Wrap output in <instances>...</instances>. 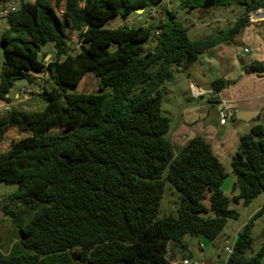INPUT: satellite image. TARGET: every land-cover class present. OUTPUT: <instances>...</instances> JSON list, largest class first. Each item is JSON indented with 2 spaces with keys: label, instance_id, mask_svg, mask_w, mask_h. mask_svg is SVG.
<instances>
[{
  "label": "trees",
  "instance_id": "16d2710c",
  "mask_svg": "<svg viewBox=\"0 0 264 264\" xmlns=\"http://www.w3.org/2000/svg\"><path fill=\"white\" fill-rule=\"evenodd\" d=\"M162 1L65 0L57 14L43 0H21L6 16L0 100L9 109L0 113V142L9 145L0 148V183L14 184L6 199L31 214L17 230L13 251L0 253V264H170L169 244L184 247L189 236L212 241L227 219L239 217L221 188L228 174L211 145L196 136L173 151L161 85L204 51L232 43L264 0H179L185 9L244 7L233 26L205 40L191 41L168 10L154 27L103 26L137 9H157ZM68 30L78 41L73 54L66 46ZM46 42L53 43L55 55L43 61ZM248 68L261 73L264 64L252 61ZM43 70L56 86L47 89L41 82L33 92L34 74ZM87 72L97 77L98 91H72ZM19 80H25L26 94L45 101L41 110L10 103L7 94ZM227 84L212 81L215 91ZM10 133L19 136L8 139ZM230 170L234 202L247 205L264 193L261 124L240 136ZM165 180L178 192V207L176 216L159 219ZM251 218L222 264H264V226L253 252Z\"/></svg>",
  "mask_w": 264,
  "mask_h": 264
},
{
  "label": "rangeland",
  "instance_id": "374dc122",
  "mask_svg": "<svg viewBox=\"0 0 264 264\" xmlns=\"http://www.w3.org/2000/svg\"><path fill=\"white\" fill-rule=\"evenodd\" d=\"M46 4H52L54 7L55 4L51 2L52 0H43ZM83 4V0H80L79 5ZM55 11L57 14H60L56 7ZM165 10L171 11L174 13L175 19L181 21L183 25L188 29L187 34L191 41L196 40H205L210 36H215L219 31H225L231 26H233L236 19L240 18L245 10L244 7L238 4H231L228 6L221 7H208V8H191L185 9L179 6V0H163L155 12L151 15L147 14V17L144 19H137L135 15L129 16L128 19L123 20L120 18H114L107 21L103 26L106 28H117L123 24L129 26L137 25H150L154 27L156 23L164 18ZM264 13V9L260 8L256 11L250 13V22H252L257 30L256 24L260 23L261 20H264L263 17H255L254 14L258 11ZM254 18H251V16ZM258 22V23H255ZM6 27L5 20L0 19V33ZM246 27V26H245ZM244 27V28H245ZM244 28L237 33L234 38L232 45L233 47H243L245 45L251 46L245 42V33ZM258 30H261L258 28ZM264 31V30H261ZM155 33V31H154ZM251 37L257 39L258 42L264 43V34L254 33L251 34ZM74 31H67L66 46L69 49L71 54L75 53L78 49V41ZM150 46V44H146ZM242 51V49H241ZM240 51V52H241ZM52 56L55 55L54 45L52 42H46L41 47L40 56L43 58V61L49 60ZM246 61L245 65H239V68L243 70L249 69L248 56L244 55L241 57ZM4 55L3 50L0 47V70L3 67ZM223 66H228V62H224ZM206 66L199 61L194 62L187 68H178L174 73L173 77L170 80L165 81L161 85V90L163 92L162 96V107L161 113L167 116L170 119V126L172 127L179 120L183 112L187 109L193 107H203L202 118L201 120L210 124L211 126L218 128L221 125H225L227 122L233 124H243L239 122L234 117H227L225 120L218 116L217 104L211 100L214 98L212 94H206L203 97L194 96L192 94V89L189 82H198V79L205 81L202 85V88H211V82H209V77H211V71L205 69ZM36 82L32 84L33 88L31 90L36 92L35 88H39V83L42 82L47 89H51L56 86L54 80L48 75L46 70L36 72L34 74ZM25 85V80L16 81L13 87L9 90L8 96L10 99H14L15 105L24 110H41L45 101L37 95H28L20 93L19 100L15 98V93ZM75 92L89 93L98 91V79L91 73L87 72L79 82V84L71 89ZM191 95V96H190ZM26 98V99H24ZM197 115V114H196ZM257 122L264 125V111L260 117H258L253 122ZM247 126V125H246ZM251 126H247L245 130H238V135L229 129H222V134L217 138L223 136L226 130V136H228L227 144L223 146L224 157L220 158L221 164L224 167L225 172L228 174L227 178L222 184V190L230 198L229 207L238 212L239 217L237 219L229 218L227 219L225 227L222 229L220 234L212 241H209L203 237H198L200 241V250L199 260L211 259L213 264H221L222 257L225 256L226 248L229 247L236 238L237 232L242 228V226L251 218L252 226V250L256 252L263 240L262 229L264 226V209L262 212H259V209L264 206V193L258 194L253 198L247 205H244L241 201L238 203L232 200V193L230 191V186L234 180V176L231 174L230 162L233 158L235 151L238 148L240 136L249 133ZM170 134V131H169ZM19 134L8 135V139L15 138ZM9 145V140L0 142V148L5 149ZM181 149V146L178 144H173V151L176 153ZM231 182V183H230ZM16 186L14 184L0 183V253L7 254L10 251H13L14 245L18 243L17 230L19 227H22L29 219L30 212L23 206L18 204L15 200L13 202L6 199V196L12 193L15 190ZM178 207V192L175 188L169 183L168 180H165L163 196L159 202V209L157 213V218H163L165 216H176V209ZM196 238V237H195ZM193 237H187L186 241H192ZM194 256L189 257L191 261L197 260L193 258ZM187 258V257H185ZM264 260V257H263Z\"/></svg>",
  "mask_w": 264,
  "mask_h": 264
},
{
  "label": "crops",
  "instance_id": "0c3cea01",
  "mask_svg": "<svg viewBox=\"0 0 264 264\" xmlns=\"http://www.w3.org/2000/svg\"><path fill=\"white\" fill-rule=\"evenodd\" d=\"M51 2L55 3L54 0H52ZM64 2L65 0H59V11H62ZM254 16L264 18V16H261V14H254ZM254 16L252 15L251 18H254ZM135 17L137 19H144L145 17H147V15H145L144 13H136ZM254 25L255 24L250 22L249 17V23L244 28L245 42L247 44H250L251 46L245 45L243 47L236 48L230 46L232 45V43L218 44L215 47L201 53L199 55V58L197 59V61L206 66V70L211 71L210 73L212 75L211 77H209V82H211L212 84L213 80L217 78H223L225 80H228V84L225 85V87L220 89L219 92H215L212 85L211 88H202L201 84L205 83V81L202 79H198V82H189L192 89H196L201 93V95L198 97H203L206 94L214 95V98H212L211 100H213V102H216L217 104L218 116L221 101L225 100L229 102V106L233 114L231 117L234 116V118L237 119L235 117V114L243 111H252L253 117H251L247 121L237 119L243 124H231L227 122L225 125H221L215 129V127L211 126L205 121L201 120L199 123H197L202 118V110L204 109L202 106L200 108L193 107L187 109L185 112H183L179 120L170 131V139L172 141V145L178 144V146L183 147L193 137L200 136L211 145L212 151L217 157L219 156L220 158H223V146L227 144V140L223 139H228V136H226L227 129L238 135L239 129L245 130L247 126L259 124L256 121H253L260 117L264 111V71L261 73H257L251 72L249 69L243 70L242 68H239L240 59L243 60L246 64V61L241 58L244 55L248 56L249 63L252 61H259L264 64V43L258 42L256 38L250 36V33L264 34V31H261L264 30V20H261L260 23L256 24L257 30H255ZM258 28L261 30H258ZM244 48H248L249 53H243L241 49L243 50ZM49 55L50 57H52L51 54ZM224 62H228V66H223ZM25 85L27 84L25 83ZM18 93L19 92L15 93V98L19 100L20 94ZM10 103L15 104L14 99H11ZM223 128L226 129L225 134L217 138L222 134ZM219 157L218 159L220 160ZM186 239L184 242V247L173 244L168 245L167 256L170 260V264H172L173 262L182 264L180 263V261L185 257L192 258V256H194L193 258H199L200 250L202 247L200 246L198 237H193V240L188 242L186 241ZM224 258H226V254L222 257V261L224 260ZM222 261L221 264L223 263Z\"/></svg>",
  "mask_w": 264,
  "mask_h": 264
},
{
  "label": "built area",
  "instance_id": "2783aa9c",
  "mask_svg": "<svg viewBox=\"0 0 264 264\" xmlns=\"http://www.w3.org/2000/svg\"><path fill=\"white\" fill-rule=\"evenodd\" d=\"M33 2V0H31ZM21 0H6L3 3L0 1V19L2 20H6V16L8 15V13L13 12L15 10H17L19 4H20ZM2 5L4 7H2ZM156 8H151L147 10V13L151 14L153 12H155ZM257 14L258 11L256 12ZM156 33V32H155ZM243 53H249L248 48H244L242 50ZM192 89V88H191ZM27 90L25 89V87H22L20 89V93H22L23 95L26 94ZM192 94L194 96H198L200 95V92L197 91L196 89H192ZM9 109V103L3 102L0 100V113L7 111ZM232 112H231V108L229 106V102L222 100L220 107H219V117L222 118L223 120H225L227 117L231 116ZM232 251V244L226 248L225 252L226 255H229ZM180 263L182 264H204L202 260H195V261H191L189 258H184L181 259ZM172 264H178V262H173Z\"/></svg>",
  "mask_w": 264,
  "mask_h": 264
},
{
  "label": "water",
  "instance_id": "95a60500",
  "mask_svg": "<svg viewBox=\"0 0 264 264\" xmlns=\"http://www.w3.org/2000/svg\"><path fill=\"white\" fill-rule=\"evenodd\" d=\"M137 14H141V13H144L145 15H147V12H144V9L141 8V9H137L135 11ZM239 63L241 65H244V61L243 60H239ZM235 117L237 119H240V120H243V121H247L248 119H250L251 117H253V112L252 111H243V112H238L235 114ZM204 264H213L212 260L211 259H207V260H204L203 261Z\"/></svg>",
  "mask_w": 264,
  "mask_h": 264
},
{
  "label": "clouds",
  "instance_id": "9594fccd",
  "mask_svg": "<svg viewBox=\"0 0 264 264\" xmlns=\"http://www.w3.org/2000/svg\"><path fill=\"white\" fill-rule=\"evenodd\" d=\"M26 1H31V0H26ZM34 1V0H33ZM32 2V1H31ZM264 9V8H263ZM258 10V9H257ZM145 12H147V10H144ZM256 11V10H255ZM260 11V10H259ZM259 14H260V12H258ZM148 14V13H147ZM255 14H257V13H255ZM149 15H151L150 13H149ZM249 17H250V14H249ZM245 63V62H244ZM215 92H219V91H215ZM200 95H201V93H200ZM200 95H198V96H200ZM233 115V114H232ZM231 115V116H232Z\"/></svg>",
  "mask_w": 264,
  "mask_h": 264
},
{
  "label": "bare ground",
  "instance_id": "6f19581e",
  "mask_svg": "<svg viewBox=\"0 0 264 264\" xmlns=\"http://www.w3.org/2000/svg\"><path fill=\"white\" fill-rule=\"evenodd\" d=\"M260 13H262V11H260ZM262 16H264V13H263V15Z\"/></svg>",
  "mask_w": 264,
  "mask_h": 264
}]
</instances>
